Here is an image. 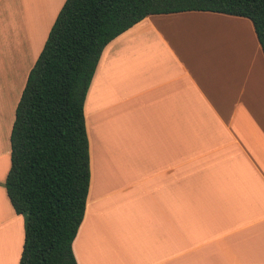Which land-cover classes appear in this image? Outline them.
<instances>
[{"label": "crops", "instance_id": "1", "mask_svg": "<svg viewBox=\"0 0 264 264\" xmlns=\"http://www.w3.org/2000/svg\"><path fill=\"white\" fill-rule=\"evenodd\" d=\"M64 2L0 0V257L18 250L3 264L24 242L4 187L15 110ZM220 22L244 32L241 52ZM84 115L77 264H264V54L250 19L146 16L103 49Z\"/></svg>", "mask_w": 264, "mask_h": 264}, {"label": "trees", "instance_id": "2", "mask_svg": "<svg viewBox=\"0 0 264 264\" xmlns=\"http://www.w3.org/2000/svg\"><path fill=\"white\" fill-rule=\"evenodd\" d=\"M251 20L264 54V0H65L31 68L10 134L8 199L24 218L19 264H77L90 183L84 102L105 46L151 14Z\"/></svg>", "mask_w": 264, "mask_h": 264}, {"label": "bare ground", "instance_id": "3", "mask_svg": "<svg viewBox=\"0 0 264 264\" xmlns=\"http://www.w3.org/2000/svg\"><path fill=\"white\" fill-rule=\"evenodd\" d=\"M215 23H216V22H215ZM220 23H221V22H220ZM216 25H217V26H220V25H221V29L218 31V33H219V32L221 33V34L219 33V36H220V37H223V38H225V39H226V38H229L230 41H232V40L235 41V42H233V44H235V45H233V47L236 46V45H237V46L234 48L235 50L233 49V52H234V51H237V50H239V52H241V51H240V47H242V45L240 44V45L238 46V44H239L241 41H244V39H246V38L243 37V36H245V35H244V32H242V33L240 34V32H239L240 27H239V26H236V30H234V28H233L234 26H232V27L230 26V25H233V24H229L230 27H227L228 24L226 25L225 23H224V25H223V23H221V24H216ZM225 25H226V26H225ZM234 25H235V24H234ZM237 27H238V28H237ZM196 35H197V34H196ZM208 36H210V35H208ZM206 37H207V36H206ZM242 37H243V38H242ZM194 38H196V37H194ZM204 38H205V37H204ZM208 38H210V37H208ZM208 38H207V39H208ZM201 39H202V37H201L200 39H196V41H197V40H201ZM207 39L205 38V40H207ZM234 39H235V40H234ZM205 40L203 39L202 41H205ZM239 40H240V41H239ZM246 40H247V39H246ZM202 41H201V42H202ZM230 41H229V42H230ZM202 43H203V42H202ZM205 43H206V42H205ZM219 45H220V44H219ZM223 45L226 46L225 44H223ZM223 45L221 44V46H223ZM216 47H217V46H216ZM237 47H239V48L236 49ZM231 49H232V46H231ZM242 49H243V48H242ZM228 50H229V48H228ZM239 52H235V53L232 54L233 56H231L230 53H232V52H231V51H228V54H229V55H227V56H229V58H232V57L235 58L234 55H236V54L239 53ZM243 53L245 54V52H243ZM241 54H242V53H241ZM244 54H242V56H247L246 54H245V55H244ZM236 56H237V55H236ZM233 58H232V59H233ZM245 59H246V58H245ZM240 60H243V59H240ZM240 60H239V61H240ZM247 61H249V59H247Z\"/></svg>", "mask_w": 264, "mask_h": 264}, {"label": "rangeland", "instance_id": "4", "mask_svg": "<svg viewBox=\"0 0 264 264\" xmlns=\"http://www.w3.org/2000/svg\"><path fill=\"white\" fill-rule=\"evenodd\" d=\"M210 32H211V36L215 38V34H214L212 31H210ZM239 32H240V34H241V30H239ZM201 34H202V32H201ZM218 36H219V35H218ZM4 184H5V183H4ZM17 251H18L17 249H14V252H12V253L9 252V253L7 254V256H3V257H8V256H10V254H13V255L15 256L16 253H17ZM17 254H18V253H17ZM3 257H0V261H2L1 264H3ZM1 259H2V260H1Z\"/></svg>", "mask_w": 264, "mask_h": 264}]
</instances>
